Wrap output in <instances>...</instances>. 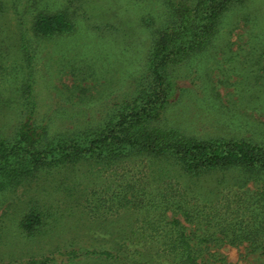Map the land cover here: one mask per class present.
<instances>
[{
	"label": "rangeland",
	"instance_id": "rangeland-1",
	"mask_svg": "<svg viewBox=\"0 0 264 264\" xmlns=\"http://www.w3.org/2000/svg\"><path fill=\"white\" fill-rule=\"evenodd\" d=\"M171 2L176 5L178 0ZM44 4L55 13L70 14L71 32L36 38L31 26L39 10L31 0H0V136L12 135L31 112L36 123L48 125L54 136L73 127L77 112L84 110L82 125L91 128L131 102L136 81L149 70L146 55L168 10L163 0H42L39 7ZM24 44L31 66L25 62ZM169 71L172 94L163 125L196 139L234 138L264 145V0L231 6L209 49ZM27 73L32 103L23 93ZM125 160L116 167L80 161L38 172L31 181L0 193V264H26L45 257L50 264H122L83 256L69 263L58 255L71 250L79 254L120 250L125 255L139 251L143 263L165 264L154 254V244L138 236L143 234L141 211L117 209L108 201L109 194L138 177L134 166L143 165L138 159ZM159 168L170 167L164 163L153 167ZM222 181L228 183L220 184L219 193L253 190L250 184L234 186L229 175ZM194 185L197 190V180ZM195 206L191 202L186 207L194 213ZM161 208L157 206L156 215L148 219H158ZM29 213L42 218L32 236L18 227ZM165 215L178 219L188 234H202L197 231V216L186 222L180 211ZM206 246L202 256L212 264H264V254H250L247 244Z\"/></svg>",
	"mask_w": 264,
	"mask_h": 264
},
{
	"label": "trees",
	"instance_id": "trees-1",
	"mask_svg": "<svg viewBox=\"0 0 264 264\" xmlns=\"http://www.w3.org/2000/svg\"><path fill=\"white\" fill-rule=\"evenodd\" d=\"M248 1L178 0L173 5L171 0H163L168 7L166 23L151 41L145 60L149 70L136 81L132 101L118 106L91 128L82 125L85 122L80 117L84 110L77 112L73 127L54 136L49 134L48 125L37 124L35 114L34 119L33 113H29L28 121L12 135L0 136V193L31 181L38 172L74 166L80 161L105 168L123 164L125 159L129 163L138 159L143 164L134 166L139 169L138 177L114 190L108 201L117 209L127 206L141 211L145 216L143 234L138 236H145L144 240L148 238L154 244V254L163 257L165 264H212L202 256L210 242L220 248L247 244L250 254L263 255L264 145L234 138L196 139L161 123L172 94L170 68L209 49L224 13L231 6H243ZM41 2L31 0V5L39 10L31 26L32 35L46 38L71 32L74 23L70 14L55 13L47 4L40 8ZM28 49L24 44L25 62L31 66ZM30 76L27 73L23 93L27 102L32 103ZM160 163L172 170H154V165ZM228 175L234 186L243 188L250 184L253 190L219 193L220 184L228 183L222 178ZM209 183L212 187L207 190ZM191 202L197 205L194 213L186 207ZM157 206H162L158 219L149 220L151 214L156 215ZM167 211H180L186 222L197 216V231L202 234H188L178 219H167ZM41 225L42 218L36 213L25 215L18 223L28 236ZM58 255L69 263L83 256L122 264H149L141 261L139 251L125 255L120 250H87L83 254L71 250ZM26 264H50V258L31 259Z\"/></svg>",
	"mask_w": 264,
	"mask_h": 264
}]
</instances>
